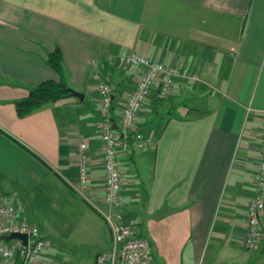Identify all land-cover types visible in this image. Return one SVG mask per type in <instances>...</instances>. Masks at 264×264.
I'll return each instance as SVG.
<instances>
[{
	"label": "crops",
	"instance_id": "0c3cea01",
	"mask_svg": "<svg viewBox=\"0 0 264 264\" xmlns=\"http://www.w3.org/2000/svg\"><path fill=\"white\" fill-rule=\"evenodd\" d=\"M56 47L68 86L84 99L70 95L18 116L15 100L60 80L47 62ZM125 49L187 76L166 99L155 88L138 115L136 129L154 133L155 147L136 157L132 144L121 157L141 162L149 149L153 164L123 172L116 210L151 241L157 264H264V240L243 245L264 126V0H0V202L21 204L30 221L31 200H42L105 222L96 209L106 205L93 76L115 86L119 126L136 79L117 59ZM81 142L89 171L82 194L73 187Z\"/></svg>",
	"mask_w": 264,
	"mask_h": 264
},
{
	"label": "built area",
	"instance_id": "2783aa9c",
	"mask_svg": "<svg viewBox=\"0 0 264 264\" xmlns=\"http://www.w3.org/2000/svg\"><path fill=\"white\" fill-rule=\"evenodd\" d=\"M119 62L135 70V84L120 113V124L114 127L112 117L115 86L94 74L99 93L100 119L98 129L101 138V161L104 175L103 201L106 208L97 207L108 227L110 248L99 252L93 264H157L154 260L151 241L140 236L128 224L124 215L116 210L122 203V179L120 157L134 144L139 149L154 148L156 136L136 129L135 122L157 88L159 99L168 98L176 78L187 76L175 64H167L135 50H123L118 54ZM111 61L113 59L111 58ZM117 124V123H115ZM89 184L88 153L85 142L79 150V177L73 184L81 194ZM24 207L13 202H0V264H36L47 246L41 227L23 218ZM264 126L256 175V194L247 204V229L243 238L246 249L257 248L264 240ZM27 235V242L20 238L5 240L2 236L11 233Z\"/></svg>",
	"mask_w": 264,
	"mask_h": 264
},
{
	"label": "rangeland",
	"instance_id": "374dc122",
	"mask_svg": "<svg viewBox=\"0 0 264 264\" xmlns=\"http://www.w3.org/2000/svg\"><path fill=\"white\" fill-rule=\"evenodd\" d=\"M173 102L176 106L173 111L178 114L182 106L175 100ZM188 107L185 109L188 110ZM160 128H157L158 132L162 131ZM146 151L150 157L137 163L120 157L121 172L129 174L131 169L137 168L147 171L150 164H153V156L152 151ZM142 152L141 149H135V156ZM30 206L33 209L30 217L41 227L47 241V246L36 264H93L95 254L111 241L108 227L103 220L94 216L84 217L82 211L72 203L67 205L56 201L50 204L42 200H31ZM81 222L84 223L81 225Z\"/></svg>",
	"mask_w": 264,
	"mask_h": 264
},
{
	"label": "trees",
	"instance_id": "16d2710c",
	"mask_svg": "<svg viewBox=\"0 0 264 264\" xmlns=\"http://www.w3.org/2000/svg\"><path fill=\"white\" fill-rule=\"evenodd\" d=\"M47 62L52 68L57 71L60 76V80L57 81L54 79H45L30 88L26 96L15 100L14 103L18 116L23 117L39 109L46 103L56 102L61 98L71 95L68 89L70 87L68 86L66 81V72L63 64V53L60 47H56L52 52L48 54ZM1 132L9 136L17 143L24 146L22 143H20L17 139L12 137L8 133L4 132L3 130H1ZM34 155L37 156L36 154ZM37 157L41 159L39 156Z\"/></svg>",
	"mask_w": 264,
	"mask_h": 264
},
{
	"label": "water",
	"instance_id": "95a60500",
	"mask_svg": "<svg viewBox=\"0 0 264 264\" xmlns=\"http://www.w3.org/2000/svg\"><path fill=\"white\" fill-rule=\"evenodd\" d=\"M68 89H69V92L71 93V95L80 98V100L84 99L85 94L83 92H80V91L75 90L73 88H68ZM114 127L117 129V124L114 123ZM2 238L5 240H9V239H13V238H20L24 241V243L27 242V235L26 234L16 233V232L11 233L9 235L2 236Z\"/></svg>",
	"mask_w": 264,
	"mask_h": 264
}]
</instances>
